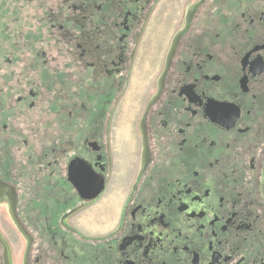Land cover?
<instances>
[{"label": "flooded vegetation", "instance_id": "1", "mask_svg": "<svg viewBox=\"0 0 264 264\" xmlns=\"http://www.w3.org/2000/svg\"><path fill=\"white\" fill-rule=\"evenodd\" d=\"M0 264H264V0H0Z\"/></svg>", "mask_w": 264, "mask_h": 264}, {"label": "rangeland", "instance_id": "2", "mask_svg": "<svg viewBox=\"0 0 264 264\" xmlns=\"http://www.w3.org/2000/svg\"><path fill=\"white\" fill-rule=\"evenodd\" d=\"M99 220H100V218H99ZM98 220V221H99ZM97 223H99V222H97ZM94 225V224H93ZM87 227H90V225H86ZM106 228H102L101 226H99V225H97V226H92L91 225V227L90 228H87L86 230H89V231H92V232H101V231H103V230H105Z\"/></svg>", "mask_w": 264, "mask_h": 264}]
</instances>
